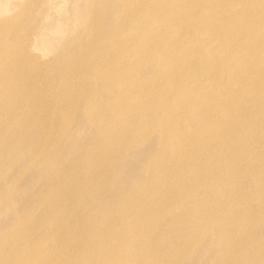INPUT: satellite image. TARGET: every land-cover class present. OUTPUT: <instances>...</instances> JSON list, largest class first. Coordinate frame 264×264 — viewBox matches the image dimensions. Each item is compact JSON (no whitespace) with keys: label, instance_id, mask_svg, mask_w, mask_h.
<instances>
[{"label":"rangeland","instance_id":"obj_1","mask_svg":"<svg viewBox=\"0 0 264 264\" xmlns=\"http://www.w3.org/2000/svg\"><path fill=\"white\" fill-rule=\"evenodd\" d=\"M217 1L218 58L200 0H0V264H264V16Z\"/></svg>","mask_w":264,"mask_h":264},{"label":"bare ground","instance_id":"obj_2","mask_svg":"<svg viewBox=\"0 0 264 264\" xmlns=\"http://www.w3.org/2000/svg\"><path fill=\"white\" fill-rule=\"evenodd\" d=\"M201 3H205L206 6H204V12L203 13V20L204 22V30H206V32L203 34V39H213V41H215V43L217 44L218 48L215 51V54L213 55V57L218 58L220 56V53L222 52V50L225 48V43L227 40L224 39L223 37L218 38V35H220L223 30L220 29L218 27V23H221L220 19L215 16L212 15V12L214 9H216L217 7H220L219 1L217 0H200ZM230 6L232 8H239V11L236 13L238 15L239 18L237 23L239 24H233L234 21V17L233 16H229L226 17V20L223 21V23H226V25H230L232 26L231 29V34L233 36V39L238 37V39L245 35L246 32V28L244 25L249 26L250 24H253L256 21V18L260 19L261 17L264 16V6L261 4H257L256 2H252V3H242L239 0H229ZM99 8L96 7V10L92 11V13H90L86 19L82 22V28L81 29H88L93 27V20H96V14L98 12ZM148 10H150V8H148ZM250 13V16L248 15ZM95 17V18H94ZM247 17H249V21L246 22V20L248 19ZM252 18H255V21L252 20ZM99 22V20H96V23ZM185 21L182 19H176L174 26L176 29H179L181 24H183ZM190 23L188 24L189 27ZM84 26V27H83ZM98 27H100L99 25H97ZM201 27V26H200ZM196 28L195 31L198 33H201L202 28ZM93 30V29H92ZM211 31H213L215 33L212 34ZM212 35H214V37H211ZM261 35V34H260ZM257 35L253 41L251 43H249V46H251L252 48L254 47V43L259 40V39H263L264 36L263 35ZM264 58V57H263ZM97 58H95L94 56H92L91 59V64H93L95 62ZM201 68H203V66H198L195 69H198V71L201 73ZM196 71V73L198 72ZM95 73L94 70L92 71V74ZM102 75H106L103 73H100L98 75H95L94 78L96 79H100L102 77ZM21 130H19L18 132H16L14 135H7L4 136L2 140V144L0 145V154H7L9 152L15 151L17 149L20 148L22 141H21ZM180 212V209H176Z\"/></svg>","mask_w":264,"mask_h":264}]
</instances>
